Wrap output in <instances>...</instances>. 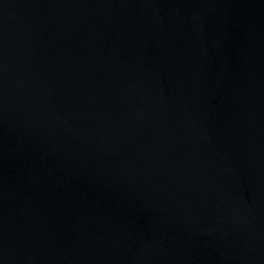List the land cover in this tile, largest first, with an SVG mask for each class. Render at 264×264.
<instances>
[{"label": "water", "instance_id": "water-1", "mask_svg": "<svg viewBox=\"0 0 264 264\" xmlns=\"http://www.w3.org/2000/svg\"><path fill=\"white\" fill-rule=\"evenodd\" d=\"M0 264H264V0H0Z\"/></svg>", "mask_w": 264, "mask_h": 264}]
</instances>
